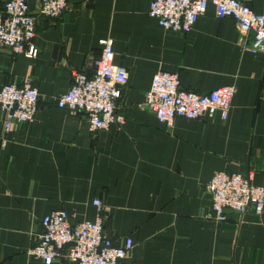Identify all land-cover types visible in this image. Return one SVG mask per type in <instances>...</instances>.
Here are the masks:
<instances>
[{
    "label": "crops",
    "instance_id": "1",
    "mask_svg": "<svg viewBox=\"0 0 264 264\" xmlns=\"http://www.w3.org/2000/svg\"><path fill=\"white\" fill-rule=\"evenodd\" d=\"M7 0H0V9ZM59 20L40 19L35 59L0 51V87L30 83L40 93L34 122L5 132L0 110V264H45L30 255L43 218L96 221V200L115 245L135 243L126 264H264V212L212 218L207 186L219 171L264 186V54L252 36L210 5L190 34L149 16L152 0H68ZM264 14V0H242ZM39 0H28L34 15ZM129 74L119 102L122 128L93 132L83 114L58 108L74 71L92 77L102 40ZM178 74L198 94L234 86L229 118L177 119L163 126L142 104L154 76ZM53 264H74L67 259Z\"/></svg>",
    "mask_w": 264,
    "mask_h": 264
},
{
    "label": "built area",
    "instance_id": "2",
    "mask_svg": "<svg viewBox=\"0 0 264 264\" xmlns=\"http://www.w3.org/2000/svg\"><path fill=\"white\" fill-rule=\"evenodd\" d=\"M210 5L219 18H229L239 29L252 36L245 48L253 54H264V14L253 11L242 0H152L149 16L166 31L190 34ZM69 10L68 0H39L37 15L28 0H7L0 9V51L35 59L39 54L34 39L40 19L56 21ZM101 57L92 77L83 71H74L70 89L56 98L58 108L70 114H83L93 132L122 128L126 117L118 105L129 84L127 70L115 65L116 53L112 39L102 40ZM234 86L221 87L208 94L185 89L178 74L160 71L144 97L142 107L155 114L159 122L173 128L177 119L200 120L219 116L229 118ZM40 93L30 83L23 86L6 84L0 87V110L5 132L15 124L34 122L40 103ZM256 172L246 176L225 171L216 172L207 186L212 200V218L226 224L230 214L242 216L250 211L264 212V186L254 184ZM100 216L92 221L71 223L64 210L52 212L41 222L42 232L36 236L31 256L53 264L67 259L74 264H126L135 246L131 237L122 245H115L107 235L101 212L104 204L94 202Z\"/></svg>",
    "mask_w": 264,
    "mask_h": 264
}]
</instances>
